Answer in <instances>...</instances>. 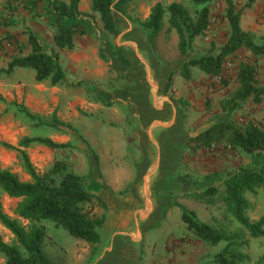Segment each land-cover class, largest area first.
I'll use <instances>...</instances> for the list:
<instances>
[{"label": "rangeland", "instance_id": "obj_1", "mask_svg": "<svg viewBox=\"0 0 264 264\" xmlns=\"http://www.w3.org/2000/svg\"><path fill=\"white\" fill-rule=\"evenodd\" d=\"M177 1L153 0L146 2L137 0L131 5L128 13L133 20L144 21L156 3L166 7ZM182 4L192 13L199 9L184 0ZM233 4L237 10L244 5L242 0H236ZM89 6V0H80L79 11L83 16L79 24L82 35L76 37V47L73 51H69L58 50L54 44V19L49 14L45 1L38 0L35 8L27 13L21 7L20 0H0V18L6 19L8 24V27L0 28V72L7 68L11 57L19 55L20 49L23 55L29 52L26 37V32L29 31L44 48L57 52L58 57L62 54L65 57L69 55L73 60L85 59L88 61V68H85L84 71L91 74L88 80L79 81L84 83L80 87L65 85L52 87L48 81L38 84L33 81V77L31 79L26 74L20 75L18 78L15 76L17 70H14L9 78L1 74L0 168L10 170L19 180L27 182L29 178L21 170L16 153L5 150L2 144L16 146L22 137L49 138L55 134L66 136L68 148L65 150L56 151L41 146H34L26 150L36 173L42 175L54 161L63 160L80 175H87L90 171L98 175L101 161L102 172H108V176L106 174L108 180L109 177L120 178L117 188L120 189V197L127 207L125 206V210L118 208L119 214L123 215L128 230L134 231L137 226L132 215L133 210L144 209V199L140 194L142 204L137 205L131 200V195L136 187L137 190L141 188L140 176L156 152L154 155L150 153L147 158H143L139 151L140 138L136 137L137 123L129 119L119 121L116 115L117 112H123L122 105L127 101V98L137 92L138 95L144 94V89L142 90L135 81L129 80L124 74L115 76L112 60L121 53L118 45L125 44L126 40L124 38L120 40L119 35L103 39L104 34L101 30L99 17L90 12ZM207 7L209 20L205 37L196 39L193 44V52L185 57L179 55L177 36L174 31L168 28L167 18L164 19L163 30L156 39L155 50L152 53L161 66L165 65L171 70L167 74L168 76H164L163 79V81L169 82V85L161 90L160 81H156L149 75L147 83L150 98L152 101L154 98L170 99L174 103L175 111L180 119L181 129L185 130L189 137H194L207 126L219 121L236 126L253 123L264 129V101L258 106L246 102L239 111L230 116L221 112V104L228 98L227 93L237 88L239 65L253 63L249 52L241 50L228 57L223 63L221 75L218 77H205L196 69L189 68L191 80L186 81L178 73V68H181L186 61L208 54L212 47L219 49L226 42L228 24L223 18L226 8L225 0H211ZM254 9L260 14H256L255 17H250L249 14L244 15L241 18L240 26L241 28H252V32L249 33H252L255 41L259 43L260 38L264 35V7H253L251 11ZM115 15L116 19L121 22L117 23V27L121 28L118 30L119 34L124 26L128 27L129 25L132 28L125 19L118 14ZM225 23L226 25H224ZM132 29L136 30L139 37L142 38L138 29ZM87 47H90L89 51L85 49V52L83 49ZM126 47L130 48V46ZM255 67L258 82L264 86V59L256 62ZM62 71L64 74H68L70 70L62 64ZM177 75L180 76V79L176 78ZM52 88L57 89L53 90ZM118 99L120 104L117 103ZM101 102L108 106H104ZM20 106L37 117L39 122L28 123L20 113ZM52 115H55L59 121L77 127L76 130L85 143L77 142L69 135L56 133L49 126ZM155 128L157 127L155 126ZM144 136L147 137V133ZM147 142L150 145L152 141L149 139ZM108 156L111 157L110 161ZM251 162L252 157L239 152L232 153L223 145L193 154H190L189 149L186 148L180 174L189 182L197 183L198 191L214 187L218 195L216 198L210 199L209 202L206 199L202 201L184 199L189 202L182 203V205H186L201 223L211 226L221 224L223 227L228 226L229 231L239 229L237 224L223 218L224 209L215 199L222 196L224 192L220 182L238 169L250 166ZM213 176L216 184L212 183ZM248 200L251 204V210L247 214L248 218L251 221H257L264 217V192L258 190L255 196L248 195ZM17 203L18 200L9 199L0 191V207L4 214L13 218V211ZM179 210L175 209L167 217L164 226H157L150 233L142 232V241L135 245L138 254L136 264H212L214 256L222 250L224 245L220 244L216 247L205 245L187 229L181 220V215L185 211H181L180 214ZM103 213L101 209L95 210V216L98 218ZM112 217L115 220L107 219L104 226L97 230L100 243L94 248L86 243L75 242L62 230L45 224L48 235L44 244L45 253L51 260L62 264H96L97 262L104 264L105 259L109 262L123 261V256L118 257L115 244L118 239L116 235L119 233V218ZM138 224H141L140 221ZM123 230L126 229L123 228ZM0 236L5 243H13L12 236L1 227ZM112 247L115 250L110 253L108 249ZM92 249L95 253L93 257H91ZM247 255L249 257L248 264H253L264 257V240L249 239ZM0 264H6L2 255H0Z\"/></svg>", "mask_w": 264, "mask_h": 264}, {"label": "trees", "instance_id": "obj_2", "mask_svg": "<svg viewBox=\"0 0 264 264\" xmlns=\"http://www.w3.org/2000/svg\"><path fill=\"white\" fill-rule=\"evenodd\" d=\"M37 1L20 0L21 7L28 13L35 8ZM43 1L54 19L53 41L56 48L73 51L76 47V37L82 35L79 24L83 16L79 11L80 0ZM135 1L137 0H89L90 12L99 17L103 39L119 35L114 14L125 19L132 28L138 29L142 40L152 52L155 50L156 39L163 30L165 18L168 28L177 36V49L181 57L190 55L195 40L205 37L209 20L207 4L211 0H184L193 7H199L194 13L181 3L173 2L166 7L156 3L144 21L133 20L128 13ZM255 1L246 0L243 7L237 10L231 0H225L223 18L228 24L225 44L219 49L212 47L208 54L186 61L179 70L186 81L191 80L189 68L196 69L205 77H218L228 57L241 50L249 52L253 63L239 65L237 88L227 93L228 98L221 104V112L227 116L239 111L246 102L258 106L264 101V86L258 82L255 67L256 62L264 59V35L257 43L252 33L244 32L240 27L242 12L250 9ZM6 27V19L0 18V28ZM26 37L29 52L23 55L20 49L19 55L10 58L7 68L0 72V76L4 74L9 78L14 70H29L33 72V81L38 84L47 81L52 87H80L84 84L79 82L72 85L66 82L57 52L44 48L29 31L26 32ZM117 59L124 65L128 64L120 54ZM168 85L169 82L166 88ZM101 104L108 106L102 102ZM20 113L28 123L39 122V119L23 106H20ZM49 126L56 133L69 135L77 142H84L76 129L57 120L55 115H52ZM219 145H223L232 153L239 152L252 157L250 166L227 175L222 183L223 195L215 199L224 209L223 218L237 224L239 229L229 231L228 226L201 223L191 211L183 212L181 220L205 245H224L214 256L212 264H248L249 239L264 240V217L251 221L247 216L251 210L248 195L255 196L258 190L264 192V129L253 123L236 126L219 121L187 141L190 154L211 150ZM2 146L5 150L16 153L21 170L29 178V181L23 182L10 170L0 168V191L9 199L18 200L13 218L4 214L0 207V227L13 238V243L7 244L0 236V255L6 264H62L51 260L44 251L48 238L45 224L62 230L74 241L86 243L92 248L97 246L100 243L97 230L104 226L107 219L114 218L107 214L106 205L88 190V177L75 174L71 166L63 160L54 161L45 173L39 175L26 153L27 149L34 146L61 151L67 149L68 145L56 144L49 138L22 137L16 146ZM217 195L216 188L210 187L185 197L198 201L206 199L209 202ZM97 209L104 212L99 218L95 216ZM94 254L92 249L91 257ZM253 264H264V257Z\"/></svg>", "mask_w": 264, "mask_h": 264}, {"label": "crops", "instance_id": "obj_3", "mask_svg": "<svg viewBox=\"0 0 264 264\" xmlns=\"http://www.w3.org/2000/svg\"><path fill=\"white\" fill-rule=\"evenodd\" d=\"M61 1L67 2L68 0ZM182 1L183 0H178L177 3L182 4ZM242 1L244 4L245 0ZM232 2L234 3L236 0H232ZM253 7H264V0H256L252 9ZM252 9H247V12L244 10L241 14L240 21L244 15L247 16L249 14L250 17H255L256 14H260L258 11L256 12L255 9L251 11ZM114 20L117 27V23L120 21L116 19L115 14ZM224 25H226V23ZM120 29L117 27V30ZM241 29L244 32H252V28ZM119 36L120 40L121 38L126 40L125 44L121 43L118 47L121 49L120 55L128 64L124 65L117 58L112 60V68L115 72V76L124 74L129 80L135 81L142 90L144 89V94L141 93L138 95L137 92L135 95H131L130 98H127V101L123 102L122 105L123 112L120 113L116 111V118L119 121L129 119L137 123L138 131H136V137L140 138L139 151H141L143 158H147L150 153L154 155L156 152L152 161L146 164V169L140 176L139 184L142 183V186L138 188L139 192L136 187L131 195V200L137 205L142 204L141 195H143L144 199V209L133 210L132 215L135 218L134 222L137 226L136 229L134 231L128 230L123 215L119 214L120 211L118 208L122 210L126 209V205L120 197V189L117 188V185L120 183V178L117 177L113 179L109 177L108 180L106 178L108 172H102L103 166L101 161L99 166L100 173L98 175L93 171H90L87 175H80L78 172L74 173L79 176H87L89 179L88 190L106 205L110 216L119 218V233L116 235L118 239H116L115 244L116 250H118V257L120 258L123 256L124 258L123 261L113 260V262H109L105 259L104 264H136V256L138 254L135 245L142 241V232L150 233L157 226H164L167 217L171 215L175 209H180V214L181 211H190L186 205H182V203L189 202L184 199L192 200L185 196L188 194L200 193L202 191H198L197 183L189 182L180 174L184 152L186 148H188L187 141L191 137L188 136L185 130L181 129L180 119L175 111L174 103L168 98H154L152 101L149 95L147 83L150 77L149 75L156 81H160V89L162 90L168 83L167 81H163L164 76L170 73L171 70L165 67V65H160V62L156 59L152 50L144 43L142 38L139 37L136 30L132 29L129 25L128 27L124 26L122 28ZM126 46H130L131 49ZM89 48L90 47H87L83 50L85 51V49H88L87 51H89ZM59 64L61 69L63 64L70 70L68 74L63 73L69 84L75 85L81 80H88L91 76L89 72L87 73L84 71L85 68H88L89 64L85 59L73 60L69 55L65 57L61 54L59 55ZM180 69L181 68H178V70ZM23 74H26L31 79L33 77V73L29 70H17L15 72V76H18V78ZM179 75L176 76L177 79H180ZM52 89L54 90L57 88ZM37 97L40 96L37 95ZM41 99H43V97H41ZM117 103L120 104L119 99ZM155 126L157 128H155ZM210 126L212 125L207 126L196 135L205 131ZM73 128L78 129L77 127ZM145 133H147V137L144 136ZM59 137L61 138L60 141ZM49 139L56 144H67L68 142L66 136L59 134L50 136ZM149 139L152 141L150 145H148L147 142ZM108 158L110 161L111 157L108 156ZM106 165L108 166V164ZM212 179V183L216 184L214 176ZM223 181L220 182L221 185ZM139 221L141 224H138ZM123 228L126 230H123ZM125 239L129 240L127 241ZM113 250H115L113 247L108 249L110 253L113 252ZM96 264L103 263L97 262Z\"/></svg>", "mask_w": 264, "mask_h": 264}]
</instances>
